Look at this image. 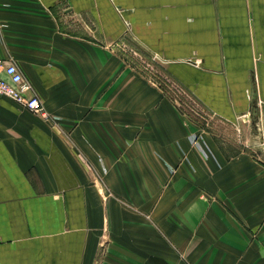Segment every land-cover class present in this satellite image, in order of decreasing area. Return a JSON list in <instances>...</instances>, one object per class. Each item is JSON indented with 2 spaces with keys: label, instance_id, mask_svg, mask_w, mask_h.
<instances>
[{
  "label": "crops",
  "instance_id": "0c3cea01",
  "mask_svg": "<svg viewBox=\"0 0 264 264\" xmlns=\"http://www.w3.org/2000/svg\"><path fill=\"white\" fill-rule=\"evenodd\" d=\"M128 39L236 131L204 154ZM0 60L52 115L0 96V264H264V0H0Z\"/></svg>",
  "mask_w": 264,
  "mask_h": 264
},
{
  "label": "rangeland",
  "instance_id": "374dc122",
  "mask_svg": "<svg viewBox=\"0 0 264 264\" xmlns=\"http://www.w3.org/2000/svg\"><path fill=\"white\" fill-rule=\"evenodd\" d=\"M113 46L111 49L115 55L116 67L130 68L132 74L142 77L148 86L161 88L163 98L175 104L186 119L196 124V130L190 134V137L195 134L204 144L208 133L218 136L222 131H227L229 134L236 131L224 124L217 115L203 108L201 102L168 72L162 60L150 49L133 39L118 41ZM258 132H260L259 141L263 146V130L258 129Z\"/></svg>",
  "mask_w": 264,
  "mask_h": 264
},
{
  "label": "built area",
  "instance_id": "2783aa9c",
  "mask_svg": "<svg viewBox=\"0 0 264 264\" xmlns=\"http://www.w3.org/2000/svg\"><path fill=\"white\" fill-rule=\"evenodd\" d=\"M0 96L9 97L46 119L52 116L47 111L43 99L32 92L30 82L25 79L22 71L15 63H6L0 60ZM190 139L204 154H208V150L199 136L194 134L191 135Z\"/></svg>",
  "mask_w": 264,
  "mask_h": 264
}]
</instances>
